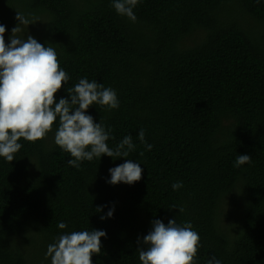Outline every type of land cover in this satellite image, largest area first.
Wrapping results in <instances>:
<instances>
[{"label": "trees", "instance_id": "trees-1", "mask_svg": "<svg viewBox=\"0 0 264 264\" xmlns=\"http://www.w3.org/2000/svg\"><path fill=\"white\" fill-rule=\"evenodd\" d=\"M112 2L0 0V24L23 13L39 26L31 36L56 50L70 77L57 102L85 77L114 89L118 109L94 104L87 114L111 129L110 148L126 135L137 146L127 158L105 155L76 169L55 144L59 118L51 142L21 138L12 162L0 157V264H51L48 245L83 230L107 233L92 264H141L138 240L154 219L192 224L198 264L213 256L264 264V0H140L135 23ZM4 25L10 34L14 24ZM238 155L252 164L234 167ZM126 159L140 164L141 180L107 183ZM175 182L183 187L173 190ZM232 193L237 217L228 232L219 210Z\"/></svg>", "mask_w": 264, "mask_h": 264}, {"label": "clouds", "instance_id": "clouds-1", "mask_svg": "<svg viewBox=\"0 0 264 264\" xmlns=\"http://www.w3.org/2000/svg\"><path fill=\"white\" fill-rule=\"evenodd\" d=\"M140 0H113L112 7L117 14L127 17L131 22L137 21L133 9ZM17 26L12 28L10 43L5 42L6 27L0 24V157L12 162L22 148L18 141L23 138L35 143L46 139L52 131L54 123L59 118L54 141L63 151L70 153V167L80 169L83 161L100 159L102 156L127 158L135 152L136 144L131 135H126L114 148L107 144L111 129L87 114L94 105L106 107L109 110L119 108L116 91L95 80L81 78L72 88L67 89L68 98L61 97L58 102L56 94L70 80L68 73L60 67L57 52L53 47L45 46L33 36L20 38L22 26L34 22L23 13L17 12ZM138 139L151 151L153 145L145 140V131L141 129ZM140 156L144 153L140 152ZM252 164L250 155H238L234 167ZM142 168L131 159L109 169L111 179L107 183L117 185L125 183L132 185L142 178ZM183 187L182 182L172 184L173 190ZM103 206L95 211L101 212ZM170 209H178L183 213L182 206L173 205ZM113 209L107 213L111 218ZM152 230L143 237L142 247L137 249L141 264H198L197 253L200 244L199 234L193 230L190 222L177 224L170 219L165 225L161 220L154 219ZM61 230L67 224L59 222ZM107 238V233L101 230H83L65 232L55 243L48 245L46 259L51 258V264H92V256L100 255L101 238ZM207 264H221L215 256Z\"/></svg>", "mask_w": 264, "mask_h": 264}, {"label": "rangeland", "instance_id": "rangeland-1", "mask_svg": "<svg viewBox=\"0 0 264 264\" xmlns=\"http://www.w3.org/2000/svg\"><path fill=\"white\" fill-rule=\"evenodd\" d=\"M11 7H12L13 11L17 10V5L15 3H13V5H11ZM13 14H14L13 12H10L7 16L4 15V17L2 18L3 25L5 23L10 22V24H14V26L12 28L17 26L16 19H15ZM22 29H23L22 32L17 33V35L22 39H26L28 35H32V34L36 33V31L39 29V26H37L36 24H31L29 26H22ZM8 30H10V34L4 35L6 43H10L9 37L12 35V32H11L12 29L8 28ZM201 35L202 34L200 32V34H198L194 39H188L185 42V45L191 46L194 41H197L201 37ZM47 141L51 142L50 132L47 135ZM237 200H238L237 194L232 193L223 200V202L220 206L219 222H220L221 227L228 232L232 231L233 224H234L235 219L237 217V208H236V201Z\"/></svg>", "mask_w": 264, "mask_h": 264}]
</instances>
